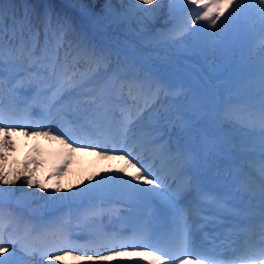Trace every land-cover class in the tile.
<instances>
[{"label":"snow or ice","instance_id":"1","mask_svg":"<svg viewBox=\"0 0 264 264\" xmlns=\"http://www.w3.org/2000/svg\"><path fill=\"white\" fill-rule=\"evenodd\" d=\"M110 2L111 0H106V3ZM191 3L198 5L201 9L195 17L196 21H210L211 25L215 26L223 16V11L220 10L221 0H191ZM76 4H79L81 8L84 7L83 0H73V6ZM129 11L131 12V10ZM140 11L150 15L155 9L143 8ZM132 14L135 15V13ZM122 22V20L115 19L111 21V23ZM222 23L226 24L227 19ZM0 25H2V16H0ZM64 33L63 24L59 29H53L50 26L49 17L46 16L44 39L41 42L40 30H33L30 23H22L19 33L14 32V36L18 35L19 43L17 47L9 50L7 70L10 73H16L17 69L22 68L28 73L19 81V85L23 87L27 83L33 87L36 93L33 101L39 96L45 97L38 113L42 119L58 118L70 128H78L89 141L72 140V143L68 144L69 149H72V144H78L85 148H100V151L97 152L98 156L112 159L118 155L131 167L136 168V175L125 179L124 177L128 174L124 169H120L115 175H101L95 183H88L85 187L64 195H57L56 193L61 190L56 187L54 192L47 193L50 205L52 207H67L78 202L86 204L83 216L85 221H89L101 216L104 211L101 206L92 203L96 199L122 198L129 203V206H134L140 201H159L170 210L174 225L173 233L179 238L182 245L187 244L197 230L210 227L215 231L225 227L228 218L238 214V206L233 204L231 198L202 190L199 173L206 166V155H202L195 148L173 155L164 141L165 129L172 123L169 110L163 109L162 104L159 105V108L163 111L158 110L156 106L158 99L152 104L145 100L143 107L139 103L141 95L151 94L152 85L140 80L135 73L130 76L119 66L108 73L110 57L95 51L86 53V55L93 58L98 67L103 65L104 72L89 70L87 73H79L73 70L70 73L69 68L75 69L76 60L80 52L84 51L81 47L83 42L73 44L65 39ZM214 36L213 33L211 36L201 37L193 31V38L200 42L205 49L211 48L216 42ZM4 48V33L0 27V64L4 63ZM61 50L64 52L63 62L60 59ZM74 51L77 52V57H72L70 66L68 60ZM4 70L5 68L0 67V72ZM3 87V79H0V91ZM162 87L163 85L157 82V96ZM125 89H127V94H125ZM11 91L15 93V88ZM261 91L264 92V79L261 80ZM12 103L15 105V99ZM27 107L30 108L31 105H27ZM3 110V102L0 99V116H2ZM0 123H2V119H0ZM261 125L264 127V116L261 118ZM0 130L4 129L0 128ZM8 131H11V126L8 127ZM50 131L58 130L50 128L49 131L32 134L47 136ZM64 135L67 133H60V136ZM99 139L111 141L114 145L119 143L122 146L107 149L101 147L100 143L94 142ZM61 142L67 143L65 140ZM129 142L139 143L141 147L155 148L162 164L167 166L166 171L157 174L151 167H145L133 155L132 151L127 150ZM261 147L264 149V140L261 141ZM204 148L210 149L211 145L204 143ZM32 163H36V161L33 160ZM137 164H140V167H137ZM64 167L58 170L57 175L64 171ZM178 175L182 177L179 181L177 180ZM260 177L258 192L247 184L243 186V190L249 191L253 196H258L261 229L264 234V166L260 169ZM88 180L91 181L92 177H89ZM141 181L143 183H139ZM0 182L15 183L14 180L7 179L2 173H0ZM25 183L31 187L36 181L31 177H25ZM39 189L41 192L46 191L42 184L39 185ZM12 194L8 193L9 196ZM29 195H36V193ZM4 197L5 192L0 190V205L3 204ZM207 204H213L214 211L210 212L207 207L200 206ZM2 217L3 211L0 208V219ZM149 227L150 225L144 229H133L130 230V233L114 234L107 231L100 234L89 233L88 239L100 251L107 252L108 255H100L97 251L93 256L85 254L74 257V259L91 262L106 261L109 264L112 262L132 264L135 257L132 256L129 249L151 248L152 251H136V256L146 261L147 264H165L163 256L170 254L165 253L156 244L146 242L155 238L154 234H149ZM212 238L215 240L218 237L213 235ZM10 243L12 242L10 241ZM3 244V238L0 235V253H6V255H0V264H32L31 261L19 256L14 246L9 249ZM126 252H128L127 261L122 259ZM156 252H161V255H155ZM66 254L70 255L71 252ZM262 258H264V249H262ZM53 259L59 260L61 257H50V262ZM136 264H139V261H136ZM172 264H174V258ZM197 264L200 262L197 261Z\"/></svg>","mask_w":264,"mask_h":264},{"label":"rangeland","instance_id":"2","mask_svg":"<svg viewBox=\"0 0 264 264\" xmlns=\"http://www.w3.org/2000/svg\"><path fill=\"white\" fill-rule=\"evenodd\" d=\"M36 1L37 0H29V8L26 10L24 9L25 6L23 5V7L22 4L19 3V0H4L2 2L3 8L0 9L2 25H0V27H2L4 33V57L9 58V50L18 46L19 38L18 35L14 36V32L18 34L21 24L24 22L30 23L33 30H40V41L43 42L44 37L41 34L44 33V22L46 16H48L50 23L52 22L54 24V27L51 28L59 29L61 24L64 25V34L67 41L72 42L73 44L83 42L81 47L84 49V51L80 52L79 57L76 60V66L74 69L75 71H78L79 73H87L89 70L98 72L105 71L103 65L98 67L95 60L86 55V53L95 51L98 54L103 53L109 57L113 55L119 64L116 66H119L122 71L127 73L132 67L138 71L139 75L143 80H145L146 83L152 85V92L151 94L147 95L148 103L152 104L158 99L156 106L160 111H163V109H168L170 112V97L166 96L165 92H162L164 91V88L159 90L157 96L156 84L158 82L162 85L165 81V78L161 77L160 75H156L154 73L155 71H162L170 78H176L180 82L193 80L197 81L198 83L200 81V88L207 92L212 98L214 91H211L206 87V82H211V76L216 75L217 72H211L209 68H204L200 59L207 57V62L210 64V68L216 71H221L225 67L229 68L228 62L231 61V58L237 51V46L233 42L234 26L231 17L232 12H234V2H236V0H221L220 10L223 11V16H221L220 21H217L215 26L211 25L210 21H206V24L205 21H196L195 17L197 14L195 15L193 9L192 11L190 8L186 11H181V9L190 0H163L161 3L163 8L162 13L156 19H152V14L149 15L148 13L140 11V9L143 8H150L149 4L153 0H140L139 7L137 9H133L132 6H128L126 4L127 1L129 2L131 0H123V2H121V0H111L110 3H106V0H83L84 7L81 8L79 4H76V7H79L81 10L86 12L90 19H92L94 33L90 30L85 32L84 29L80 28L79 26L67 29L75 12L77 13L73 7V0H51V8L46 6L47 0H40L42 4L38 7L39 9L34 6ZM133 1L134 0H132V2ZM8 3L10 5H8ZM59 3L68 6L69 11L67 9L65 10V8L59 5ZM29 10L34 11V13L30 17L27 16L26 19H24V21L21 23V19L18 17L23 13H28ZM129 10H131V12ZM18 12L19 14H17ZM132 13H135V15ZM16 14L18 17L15 16ZM113 19L122 20L123 22L111 23ZM226 19L227 23H222ZM56 20H58L57 23ZM193 31L198 33L201 37L211 36L214 33V39L216 42L211 48L204 49L202 44L193 38ZM97 34L106 36L107 38H110V40H115L119 43V45L114 46L107 41H101ZM257 48L259 49L260 53H258L255 48L253 49L254 56L249 61L248 68L253 67L254 64L255 66L256 64L261 65V62L264 60V53L261 56V52L264 51V46ZM128 51L130 53L137 54L139 58L146 63L149 69H151L149 74L139 70V68L130 60L129 56L126 55V52ZM72 57H77L76 51L72 52V56L69 57L68 63L70 66L72 65ZM60 59L61 62H63V50L60 52ZM109 68H107V71L108 73H111L112 69ZM70 69L71 67L69 70ZM194 74H197L198 76L196 75L193 77ZM205 78H208L209 80ZM162 79L163 82H161ZM185 90L186 88L180 87L179 94L183 96L186 92ZM188 98L195 99L196 96L188 95ZM181 99L183 102L187 100L185 96H183ZM215 102L216 101L213 100L214 104ZM160 104L163 105V109L159 108ZM192 109L197 111L195 107H192ZM199 112L203 114L207 113L203 109L199 110ZM49 119L52 123H54V119L52 117H49ZM226 124H228L229 127H235L237 133L244 131L246 128V125L237 122L233 116H227ZM0 128L2 127L0 126ZM38 131L41 130L37 129L30 131L31 141H26L27 144L25 143V149H23V152L20 151V153L23 155L22 158L20 156V159L12 155L13 148H8V144L1 146L0 173L4 174L7 179L15 181L13 184H4L3 182H0V190L5 192L4 198L10 202L12 200H16L17 202L31 205L32 209L35 208L36 210H40V213H45L46 209L52 207L47 199V193L54 192L56 187H59L61 190L59 193L64 195L65 193L83 188L88 183H95V181L106 172L107 174L115 175L120 170L113 169L109 161H105L104 158H101L97 155V152L100 151V148H89L93 151L92 154L87 158H82L80 155L76 156V149H72L71 151V149L66 148L68 144H65V148L66 150H70V154L63 152L62 148L57 145L58 143H54L52 145L49 144L48 146L50 148H48L47 145L42 143V139L40 137H38L36 134H32ZM9 132L10 131H8V133ZM0 133L3 134L4 132L1 130ZM177 133L184 134L185 129L178 130ZM172 134L173 132L171 131L167 133L169 139H167L166 143H170V135L171 141L175 140L176 133L174 132L173 136ZM100 144L101 147L107 148L105 144ZM73 147L75 146H72V148ZM137 148L140 147L137 146ZM23 153H34V155L31 157V154ZM147 154H145L143 157H146ZM35 155L39 156V158H33ZM109 155L111 154L109 153ZM31 158H33L36 163H32L33 160ZM65 164L66 167H64ZM61 167H64V171L57 175V172ZM123 167L125 172L128 174L124 177L125 179L136 175V168L131 167L126 162H124ZM128 168L134 173L133 175L127 171ZM113 171L116 173L114 174ZM157 171L158 170H156V172ZM17 177H19V179H17ZM25 177H31L36 181V183L29 187L25 183ZM89 177H92L91 181L88 180ZM139 183L143 182L141 181ZM41 184L44 185L46 190L45 192L40 191L39 185ZM9 192L13 194L9 196ZM30 193H36V195H29ZM92 203L101 204V201L96 199L92 201ZM80 207L82 208L81 204H73L72 207H65L58 213L53 214L51 217H46V220L54 225H57L59 223V219L60 222L70 225L71 222L67 215L72 210L80 212ZM0 208H2L3 211V217L0 219V235H2L3 238V246L9 249L14 246L17 250V254L26 260H30L32 264H38V262L39 264H109V262L106 261H100V263L85 260L77 261L74 259V257L84 256L85 254L88 256H93L95 254L85 251L79 252V248H71L73 249L72 251L66 247H62V249L52 250L49 254L41 255V258H38L37 256L33 258L34 255L32 256L29 253V244L20 245L13 239L16 229L13 228L12 224H14V220H18L17 218H19V216L22 214L23 218H26L27 209L23 207H16L11 204H2L0 205ZM22 209H25V213L20 211ZM10 213L11 215H9ZM15 216L17 218H14ZM27 218L28 222L30 223H33L35 220L31 217ZM115 219L119 222L117 216ZM93 221L97 225H103L104 227L107 224V222L104 223L103 214L95 218ZM38 224L39 223H37V225ZM3 226L6 228L5 230H3ZM39 226V229L42 230L41 232L43 234L38 236H44V238H47L51 235L49 231L50 229L48 226H46V224L42 223L39 224ZM34 230L35 227L32 228L28 233L33 235L32 233H34ZM58 233L62 232L60 230L52 231L54 236H56ZM55 240L57 241V238ZM10 241L12 243H10ZM60 246L64 245L61 244ZM67 252H71V254L68 255L66 254ZM134 252L136 253V251ZM99 254L108 255L107 252H99ZM0 255H6V253H0ZM50 257H61V259H53L51 262L50 260H44L49 259ZM109 259L111 261V258ZM122 259L127 261L128 255L124 256ZM112 264H116V262H112Z\"/></svg>","mask_w":264,"mask_h":264},{"label":"bare ground","instance_id":"3","mask_svg":"<svg viewBox=\"0 0 264 264\" xmlns=\"http://www.w3.org/2000/svg\"><path fill=\"white\" fill-rule=\"evenodd\" d=\"M139 1L140 0H134L132 2L131 1H127V5L128 6H132V8L134 9H137L139 7ZM262 2V0H260ZM163 0H153L150 2L149 4V7L151 9H155V11L151 12L152 14V19H156L160 16V14L162 13V3ZM189 2V1H188ZM236 2H243L242 0H236ZM248 3V2H247ZM186 4V3H185ZM131 8V7H130ZM191 9V8H190ZM192 11V10H191ZM93 24V23H92ZM203 24V23H202ZM201 24V25H202ZM205 24H206V21H205ZM204 24V25H205ZM203 25V26H204ZM233 26H236V24H234L233 22ZM207 27V26H206ZM207 30V29H206ZM205 30V31H206ZM231 45V43H230ZM115 46V45H114ZM205 49V48H204ZM230 50H231V47H230ZM199 53V52H197ZM199 63V61H198ZM208 63V62H207ZM262 64L264 63V60L261 62ZM255 66V64H254ZM2 67H5V66H2ZM255 68V67H253ZM249 69H252V68H249ZM248 69V70H249ZM210 70V68H209ZM256 68L250 72L249 74L250 75H254V72H255ZM35 71V70H33ZM204 71V70H203ZM1 73V72H0ZM202 73V72H201ZM206 73V72H205ZM27 74V73H26ZM215 74V73H214ZM5 75V74H4ZM197 75V74H196ZM195 74L193 75L196 76ZM198 76V75H197ZM9 77L6 76V81L8 80ZM23 77L20 78V80L22 79ZM200 79V78H199ZM205 79H208V78H205ZM204 79V80H205ZM10 81H13L14 79H10ZM209 80V79H208ZM211 82L210 83V86L213 87V88H216L217 90H220L222 89V86L217 84L213 79H210ZM202 81V79H201ZM200 82V81H199ZM198 82V83H199ZM208 82V81H207ZM27 84V83H26ZM163 87L162 89L166 88V91L169 92V89H171V87L169 88V80L168 78L166 77L165 78V81L164 83L162 84ZM250 87V85H248ZM201 87V86H200ZM204 88V87H203ZM163 89V90H164ZM225 90H228V93L235 96V97H238L241 92L237 91V90H233V89H230V88H225ZM186 91V90H185ZM177 92H179V90H177ZM175 90L173 93H177ZM166 93V92H165ZM182 93V92H181ZM168 96L169 93H166ZM172 94V93H171ZM196 95H199L201 98H200V104H204L205 106H207V101H206V98H205V94L202 92V91H198L197 93H195ZM194 94V96H196ZM188 95L190 96V94H186L185 95V98L187 99L186 101H182V99L178 100L177 102H174L172 99L173 98H176V97H171L172 101L170 100V103H169V107H170V119L172 121L171 124H169L166 128L165 131H171L176 133V130L178 132V130H181V129H185V133H179L177 134L176 138L174 141H171V135H170V143L168 145L169 149L172 151L173 155H175V152H176V147L178 146V144H180L183 148L184 151H187L188 148H187V139L186 137H189L190 134L195 143L196 146L199 147V152L201 153V150H200V147H202V145L199 143V139L200 137L202 136V131H205L204 135L209 138L208 141H209V145H211V150H210V153L211 155L214 154L215 155V158L213 159V161H217V160H220V151L214 146L216 145V143L213 142V137H212V134H218L219 135V132H224V129H223V124L222 123H219V122H216V121H212V120H218V116L216 114H208V113H199L198 111H195L192 109V107H195V99L194 98H188ZM223 98H226L225 96H223ZM26 100V99H25ZM145 100L148 101V96L147 95H141L140 97V100H139V103H140V106H142V104H144ZM246 100V99H245ZM5 102L7 105H13V99H12V93L9 92V94H7L5 96ZM24 100H21L18 104H17V101H15V105H16V108H17V113H20V112H23L25 113V115H28L29 117H32V111H31V108L27 107V105H25V103L23 104ZM131 103V101H129ZM34 104L36 106H38V108L36 109V112H40V107L42 106V103L39 101V100H35L34 101ZM211 104V103H210ZM31 105V104H30ZM196 108V107H195ZM211 108H213L211 106ZM55 111V110H53ZM184 112H188L189 114V118H188V122L186 121V118L184 116ZM15 114V113H13ZM236 114V113H235ZM241 116V117H240ZM28 117V118H29ZM237 117H240L241 120L240 121H243V122H246V121H249L250 124L253 125V123L248 120L243 114H240L239 116ZM2 119V127L4 128L5 126L3 124H13L14 126L11 125V131L8 133V130H2L4 133H0V149H1V146H3L4 144H8V148H13V154L16 158L20 159V156L22 158V154L20 153V151L23 152V149L24 146H25V143L26 141L30 140V137H29V130H28V126L26 124V126L23 128V129H19L20 127H16L18 125H23V122H21L18 118H9V117H3V118H0ZM29 122H33V125H30L31 128L29 129H32L34 127H38V123L35 122V119L33 117V120L32 121H29ZM54 122H57L59 123L58 125H56V132H50L49 135L45 136V135H37L38 137H40L42 139V143L45 144V145H49V144H54V143H58L57 145L59 147L62 148L63 152H67L69 153L70 150H66V148H69L68 145L66 143H62L61 141L64 140L63 139V136H60V133H64L65 131V127H64V123L62 121H60L58 118L57 119H54ZM234 122V121H233ZM238 124V123H237ZM247 124V123H246ZM234 125V124H233ZM236 125V124H235ZM190 130H189V128ZM213 127V128H212ZM236 127H239V126H236ZM18 128V129H17ZM51 128V127H50ZM176 128V130H175ZM212 128V129H211ZM235 128V127H234ZM205 129V130H204ZM207 129V130H206ZM37 130V129H36ZM40 130V129H38ZM46 131H48V129H45ZM1 131V130H0ZM239 131V130H238ZM6 132H7V136H6ZM38 132H41V131H38ZM195 132H198V140H197V135H195ZM172 134V136H173ZM238 135V134H237ZM245 136V135H244ZM178 137V138H177ZM235 137V136H234ZM227 140H231V136H227L226 137ZM250 138V136H249ZM248 138V140H249ZM169 139V138H168ZM180 140V141H179ZM31 141V140H30ZM59 141V142H58ZM256 141H259V144L261 143V139H257L256 138ZM180 142V143H179ZM29 143V142H28ZM214 143V145H213ZM27 144V143H26ZM64 144V145H63ZM65 144L67 145L66 148H65ZM140 148H137L138 150H141V155H146V157H144L146 160L145 162H149V163H152L150 165L151 168H154L156 164L159 165V170L157 171L158 173L160 172H165L166 171V165L162 164V161L161 159L158 157L157 155V151L155 148H147V147H141L139 145V143H137ZM29 145V144H28ZM30 146V145H29ZM134 147V146H133ZM132 147V148H133ZM28 148V146H27ZM15 149V150H14ZM72 149H76L75 150V154L76 156H81L82 158H87L89 157L91 154H92V150L89 149V148H86V149H83L81 147H73ZM71 149V151H72ZM111 149V148H110ZM10 150V149H9ZM30 151V150H29ZM70 154V153H69ZM11 155V156H12ZM135 155L137 156V154L135 153ZM25 157V156H24ZM23 157V158H24ZM28 158V156H27ZM38 157H35V159H37ZM7 159V158H6ZM26 159V157H25ZM29 159V158H28ZM105 161H109L112 166L113 169H122L123 167V164L124 162H126L125 160H122L119 158V156L117 155L116 158H112V159H104ZM146 163L144 164L145 167H149V165L147 166ZM24 165V164H23ZM20 166V165H19ZM158 167V166H157ZM180 179H182V177H180L179 175L177 176V180L179 181ZM57 195H62L61 193H58ZM81 209V207H80ZM16 214V213H15ZM47 226V225H46ZM40 226L39 224L35 226V230H34V233H32L34 236H37L39 237V245L47 248V249H50V250H54L55 248L59 247L61 244H66L68 242H66L67 240H69V237L67 238L65 232H62V233H58L56 236L52 235V229H50V233L51 235L47 238H44V236H38L40 234H43L39 229ZM46 230V229H45ZM52 230V231H51ZM48 231V229H47ZM48 231V232H49ZM73 233H76V232H73ZM90 232H86L83 234V236H86L88 235ZM57 236H61V238L59 240H55ZM27 238L30 239L31 238V235L30 233L27 234ZM53 239V240H52ZM55 242V243H54ZM86 241H82V244H84ZM81 245V244H80ZM76 248H79L80 251L79 252H89V253H93V249H88L85 247V245H81V246H76L74 249ZM78 256V254H77ZM111 258V257H110ZM44 260H47L49 261V259H44ZM30 261V260H29ZM100 263V261H97ZM102 262V261H101ZM196 264H197V261H196ZM201 264V262H200Z\"/></svg>","mask_w":264,"mask_h":264},{"label":"trees","instance_id":"4","mask_svg":"<svg viewBox=\"0 0 264 264\" xmlns=\"http://www.w3.org/2000/svg\"><path fill=\"white\" fill-rule=\"evenodd\" d=\"M3 1H4V0H0V7L2 6V2H3ZM11 1H13V0H11ZM28 1H29V0H23L24 3H28ZM78 21H79V18L76 17L72 24H73V25H76Z\"/></svg>","mask_w":264,"mask_h":264}]
</instances>
